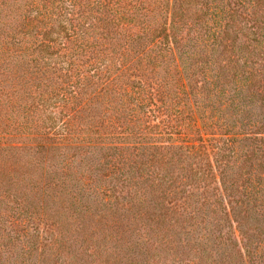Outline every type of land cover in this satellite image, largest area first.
Wrapping results in <instances>:
<instances>
[{
    "label": "trees",
    "instance_id": "16d2710c",
    "mask_svg": "<svg viewBox=\"0 0 264 264\" xmlns=\"http://www.w3.org/2000/svg\"><path fill=\"white\" fill-rule=\"evenodd\" d=\"M0 264H264V0H0Z\"/></svg>",
    "mask_w": 264,
    "mask_h": 264
}]
</instances>
